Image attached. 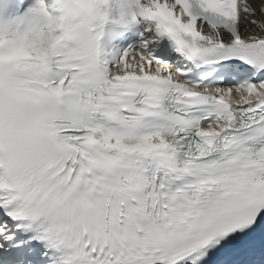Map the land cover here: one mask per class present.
Here are the masks:
<instances>
[{"label": "snow or ice", "instance_id": "1", "mask_svg": "<svg viewBox=\"0 0 264 264\" xmlns=\"http://www.w3.org/2000/svg\"><path fill=\"white\" fill-rule=\"evenodd\" d=\"M137 14L108 59L0 47V264H264V0Z\"/></svg>", "mask_w": 264, "mask_h": 264}, {"label": "clouds", "instance_id": "2", "mask_svg": "<svg viewBox=\"0 0 264 264\" xmlns=\"http://www.w3.org/2000/svg\"><path fill=\"white\" fill-rule=\"evenodd\" d=\"M23 0H0V47L8 56H45L53 49L76 55L105 54L103 41L113 39L118 30L131 23L121 9L130 0L113 10L109 0H32L19 15H10L15 4ZM137 5H133L135 7Z\"/></svg>", "mask_w": 264, "mask_h": 264}]
</instances>
